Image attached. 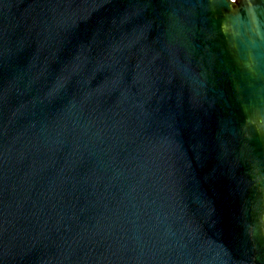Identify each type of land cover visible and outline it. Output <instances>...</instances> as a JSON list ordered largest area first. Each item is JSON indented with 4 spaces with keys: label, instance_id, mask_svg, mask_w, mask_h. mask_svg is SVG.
I'll list each match as a JSON object with an SVG mask.
<instances>
[{
    "label": "water",
    "instance_id": "obj_1",
    "mask_svg": "<svg viewBox=\"0 0 264 264\" xmlns=\"http://www.w3.org/2000/svg\"><path fill=\"white\" fill-rule=\"evenodd\" d=\"M0 264H264V0H0Z\"/></svg>",
    "mask_w": 264,
    "mask_h": 264
}]
</instances>
